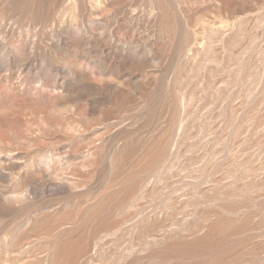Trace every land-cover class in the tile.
Instances as JSON below:
<instances>
[{
    "label": "rangeland",
    "instance_id": "374dc122",
    "mask_svg": "<svg viewBox=\"0 0 264 264\" xmlns=\"http://www.w3.org/2000/svg\"><path fill=\"white\" fill-rule=\"evenodd\" d=\"M0 264H264V0H0Z\"/></svg>",
    "mask_w": 264,
    "mask_h": 264
}]
</instances>
